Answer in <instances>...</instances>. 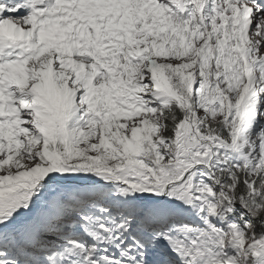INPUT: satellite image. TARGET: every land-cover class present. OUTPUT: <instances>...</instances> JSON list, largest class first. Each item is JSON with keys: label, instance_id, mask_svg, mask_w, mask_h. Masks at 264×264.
I'll use <instances>...</instances> for the list:
<instances>
[{"label": "snow or ice", "instance_id": "1", "mask_svg": "<svg viewBox=\"0 0 264 264\" xmlns=\"http://www.w3.org/2000/svg\"><path fill=\"white\" fill-rule=\"evenodd\" d=\"M0 264H264V0H0Z\"/></svg>", "mask_w": 264, "mask_h": 264}]
</instances>
